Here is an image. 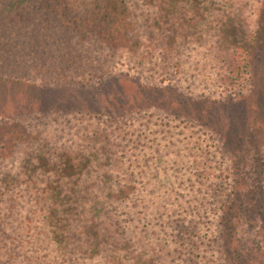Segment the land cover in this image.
<instances>
[{
  "label": "rangeland",
  "instance_id": "1",
  "mask_svg": "<svg viewBox=\"0 0 264 264\" xmlns=\"http://www.w3.org/2000/svg\"><path fill=\"white\" fill-rule=\"evenodd\" d=\"M61 1L73 11L79 8V14L93 8L91 0ZM123 1L135 7L134 18L142 19L143 46L153 48L160 41L166 54L173 56L170 69L163 73L153 69L160 49L151 54L148 63L152 65L138 64L126 54H118L116 48H110L114 46L109 44L111 39L100 37V43L105 42L109 51L86 45L85 39L78 35L80 31L86 32L82 27L86 25L76 26L77 20L62 23L48 11L47 19L40 23L19 15V8H28L30 0H0V115L3 116L0 117V264H264V173L260 172L264 166L259 165L257 157L252 160V177L241 180L238 191H224L233 199L228 206L225 198L224 201L211 200L210 194L217 193L219 188L222 191V181L228 179L225 173H234L236 169L240 174V165L226 164L223 157L207 150L206 146L198 149L194 168L205 171L210 178L200 183V171L197 173L187 166V173L182 175L180 166H171V174L161 183L159 194L146 188V181L141 179L143 173L148 172L147 168L138 167L134 175L127 170L134 164L149 166L152 159L168 166L176 162L170 152L162 155L166 146L158 145L165 142L166 136L159 133L164 141L157 139L148 143L147 150L142 139L138 149L128 148L134 154V163H125L126 157L119 158L118 164L110 157L101 159L104 152L101 135L105 130L112 132L122 126L121 121L112 122L109 113L114 116L124 111L131 117L141 112L159 114L156 124L163 129L162 117L166 115L201 123L205 129L212 128L218 134H226L230 142H237L232 145L235 150L246 143L253 151L262 147L264 0ZM87 31H90L88 25ZM35 35L39 38L35 39ZM137 43H133V47L140 48ZM141 48V56L146 55L147 47ZM33 49L45 53L39 58L38 68L26 59ZM110 55L114 60L108 62ZM122 55L125 57L120 60ZM14 56L24 60H21L24 69L14 65ZM45 59L48 65L43 66ZM27 65H31L36 74L42 68L46 75L61 78L62 83L72 84V89H45L31 83L14 82L16 74L30 73ZM50 65L53 66L51 72ZM156 72L158 78H153ZM226 80L233 85L226 86ZM4 117L19 120L16 119L13 126L4 127L7 122ZM152 120L153 117L146 122H155ZM155 131L154 128L152 132ZM26 144L31 149L27 156L33 157L23 161L13 148L26 149ZM157 151L160 156L156 155ZM59 152L77 159L76 168H81L79 164L85 160L82 162L88 168V178L80 177L75 168L64 173L68 177L65 182L59 178L50 180L51 172L61 163L57 158ZM142 152L146 155L142 156ZM44 158L50 161L51 167ZM90 167L94 173L106 172L104 179L108 182L89 173ZM59 168L61 175L64 168ZM117 170L122 172L117 173ZM127 174L132 175L129 180L139 182L138 190L135 185L129 191H122L123 205L104 209L110 214L108 221L103 220L104 211L96 205V212L90 217L86 215L88 227L82 215L75 213L71 217L72 223L77 218L74 226L80 229L72 236L67 232L63 236L60 233L52 235L46 230L50 222L43 219L45 203L42 200L61 195L55 182L63 187L67 196L91 200L95 204L99 198L123 190L125 182L129 181L125 178ZM182 181L193 187L207 222L220 225L222 230L223 226L228 229L222 244L216 245L215 254L209 253L207 247L212 245L206 244L207 240L188 238L182 228L176 227L178 214L185 210L180 206V198L176 199L181 193L176 183ZM232 181L235 186V180ZM72 182L84 188L69 189ZM113 184L121 190L112 193ZM170 192L175 198L170 197V202L162 200ZM156 195L157 208L152 209L147 202L151 204ZM141 199L143 204H140ZM213 210H219L220 224L210 214ZM29 225L35 230L31 245L28 243ZM173 227L180 230L179 233L175 231L174 236ZM199 227L195 234L206 236L207 226ZM12 232L15 236L9 239ZM156 238L160 240L153 244ZM144 240L151 244L139 249ZM21 244L26 246L25 251Z\"/></svg>",
  "mask_w": 264,
  "mask_h": 264
},
{
  "label": "trees",
  "instance_id": "2",
  "mask_svg": "<svg viewBox=\"0 0 264 264\" xmlns=\"http://www.w3.org/2000/svg\"><path fill=\"white\" fill-rule=\"evenodd\" d=\"M91 1L93 2V8L85 9L83 12L79 14L78 12L80 10L79 8L77 9L78 11H73L72 10L73 8H71V6H69L67 3H63L61 0H30L31 4L27 5L28 8L26 9L19 8V13H20L19 15L20 16L25 15L27 16L29 20L33 19L34 21L41 23V20L44 21L45 19H47L46 16L49 11L50 14L56 17L55 18L56 20L62 23L64 21H69L70 19L71 21L77 20L76 26L86 25V26H82L84 29H86V32H84L83 34L82 31H80V34H78L80 35L82 40L85 39L84 43L86 45L91 46L94 49H98L99 51L100 49H103V48L109 51L108 45L105 46L106 43L105 42L100 43V41H101V38L102 40H105V38L111 39L109 44L110 45L114 44V46L110 48H113V49L116 48L118 54L120 55L126 54L127 57L132 59V61H137L138 64L148 63L151 58V54L154 52L158 53L157 51L158 49H160L161 53L158 54V59H157L158 61L156 64H153V69H155L156 71L161 70L162 73L166 69H170L171 66H169L170 65L169 63L172 61L173 56L166 54L164 45L163 44L161 46L159 45L160 41H157L156 46L153 47L156 49V51L155 49L152 48L151 45L150 47L143 46L144 44H142V41H144V39L140 37V35L144 33L143 26H142L143 23L140 22L142 21V19L141 18L136 19L133 17L132 11L135 9V7L132 4L125 3L123 0H91ZM10 7H13V5H11ZM80 22L83 24H79ZM87 25L90 28V31H87ZM124 35H126L127 38H125ZM128 36L131 38H129ZM34 37L35 39L39 38L38 35H35ZM125 39H128V41L126 42ZM136 42H138L137 45L140 44L139 45L140 48L138 46L133 47V43H136ZM141 47H147L146 51L148 52L146 53V55L141 56V51H142ZM126 49H128L129 51L128 50L124 51V53L121 52ZM44 55L45 53L42 52L40 54V51H38V49L36 50L33 49V51L30 52L29 55L27 54L26 59L29 60L27 62L35 64L36 67L38 68L40 65L38 62L39 58L40 59L43 58ZM21 57H24V56H21ZM123 57L125 56L122 55V57L119 59L121 60ZM14 58H16L15 60H13L14 65L19 67L20 69H24L25 66H23L21 62V60L22 61L24 60L23 59L20 60L19 56H14ZM109 58L110 59L108 62H111L114 60L112 55H110ZM55 59L56 58L50 57V60L56 61ZM45 62H46V59L43 60L42 62L43 66L48 65V63H45ZM147 65L150 66L152 65V63L151 64L148 63ZM28 68L30 70L29 74H16V76H13L15 77L14 78L15 80L13 81L17 83L23 82L27 85L31 83L36 86H39L40 88L42 87L45 89L47 88L56 89V88H65V87H69L70 89H72V84H68L66 80H65L66 83H62L61 78L55 79L56 76L46 75L45 71L43 72L42 68H39L41 69L39 74H36L35 69H33L31 65H27V69ZM48 70L51 72L53 70V66L50 65L48 67ZM99 71H102V70H99ZM85 74H87V72H85ZM157 74L158 72L155 73L153 78L157 77ZM163 75L164 74H161L160 77H163ZM232 81L236 83L235 79ZM97 84L98 85L101 84V81L100 83L97 82ZM224 84L228 87H231L233 85L232 82L228 83V80H226V83ZM84 87H87V85H84ZM126 113L127 112L124 111L123 114L121 115L114 114V116H111V114L109 113V118L112 119V122L117 121L116 123H118V121H121L122 126L120 127L119 130H114L112 132L105 130L104 134L101 135V138H102L101 148L104 150L103 154L101 155V159H106L110 157L112 161H116L118 164L117 160L119 158L121 159L122 157H126L125 163L127 162L134 163L135 161V159H133L134 154L131 153L130 150L138 149L140 147V143H139L140 139H142L143 147L146 148L148 143L155 141L157 139L159 141H164V140H161L159 133H161L163 136H166V138L164 137L165 142L163 143L159 142L158 145L166 146L167 150L163 149L162 155L164 156L166 152H170L172 160L173 161L175 160L176 162L168 166L166 164H162V162L158 160L152 159L149 164L150 167L145 165L144 163H140L139 166L138 165L135 166V164L131 165L127 170V172H132V175H134L138 167L144 168V169L147 168L148 172H144L141 179L142 181L144 180L146 181V186H147L146 188L150 189L154 193L159 194L162 191L161 183H165L166 179L171 174V171H172L171 166L172 167L180 166V168H182V172H184L182 173V175L187 173V169H186L187 166L190 168L191 167L194 168L198 149L201 146H206L207 150L212 151L215 155H220L221 157H223L226 160L225 162L226 164H233L238 167L240 165V168H241L240 174L236 172L237 171L236 169L234 173L233 172L225 173L226 174L225 176L228 179H225L224 181H222V188H223L222 191H221V188H219V191L217 193L210 194L209 199L211 200L216 198V200L218 201H224V198H225L226 199L225 203H227V206L228 204L232 203L230 201H233V199L232 198L229 199L224 194V191H227L228 189H232V191L233 190L238 191L239 187L242 186L240 181L249 180L252 177L253 175L252 174V162L254 163L255 157L258 158L257 160H259V165L261 167L264 166V145L260 148H255L253 151L252 147L249 146L248 143H246L245 145L241 146L239 150H235L232 145L234 143L236 144L237 142H234V143L230 142V140L227 139L226 134H222V135L218 134V131L212 128L205 129L204 127H202L203 125H201V123L189 122L184 119H179L177 117H171L169 115H166L162 117V120L165 122L164 124L165 128L163 129L161 125L156 124L159 122L158 118H156V116H158L159 114L147 115V112L145 113L141 112V113H138V116L131 117L127 115ZM0 117H3V116L0 115ZM152 117L155 122H146V119L148 118L151 119ZM4 119L7 120V122L4 123L5 124L4 127L13 126L16 119L19 120V118L7 119L5 117L3 118V120ZM143 121L145 122V125L142 126ZM154 128L156 131L152 132ZM161 128L163 131H161ZM142 135H143V138H142ZM239 139L241 140V138ZM153 145L154 147H157V145L155 144ZM26 146H27L26 149H22L20 146L13 148V151H15L17 156L20 155L23 157V161H25V158L31 159L33 157V156L31 157L27 156V154L31 152V149L29 145L26 144ZM118 153H122V154L118 155ZM223 153L225 154V157ZM239 153H242V155L240 156ZM55 154L56 153H54V155ZM57 154H58L57 158L61 161L60 164L62 165L59 166L60 165L59 164L57 166V169L54 172H51L49 178L50 180L54 178L55 179L59 178V179H62V182H65L68 180L66 172L74 170L79 161L77 159L74 160L73 158L68 157L64 153L59 152ZM143 155H146V154L142 152V156ZM156 155L160 156L161 153L157 151ZM18 160L22 161V159H18ZM43 160H47V159L44 158ZM164 160H166V156L164 157ZM47 161L49 162V166L51 167L50 161L49 160ZM82 161H85V160H82ZM81 162L79 164L81 168L79 166L78 168H76L78 170V175L80 177H83L84 179H87L88 178V171H87L88 168L85 167V162H82V163ZM93 166L96 167V165H93ZM59 167H62V169L64 168V171L61 175L60 173L62 171H61V168ZM112 167H115V166H112ZM191 170L196 171L197 173H199L200 171V173H202V175H200V178H199L200 183H202L206 177L210 178V175H208V173H205V171L204 172L201 171L200 168L196 167ZM91 171H93V168L90 167L89 173ZM105 171H108V170L106 169ZM149 171L151 175L149 174ZM119 172H122V170L120 171L117 170V173ZM260 172L264 173V168ZM91 173L96 175L98 179L108 182L106 179H104V173L106 172L104 171L100 172L99 170L98 173H94V172H91ZM132 175L127 174V176H125L126 180H129ZM232 180H235V186H233ZM55 183H57L58 185L57 191L61 192V195H59V197H56V196L45 197L42 200L45 203V207L42 210L44 214L43 219L45 220V222L46 221L50 222V223H47L48 226L46 225V230L48 229L49 233H51L52 235H58L60 233L62 236L63 234L66 235V232H67V235L72 236L73 233L80 230V229H75V226H74V223L78 221L77 218L73 221V223L71 221V217H73L75 213L80 216L82 215L85 220V218L87 217L86 215H89L90 217L91 214L96 212V210L98 209V206L96 205H99L102 208L100 210L104 211L102 215H104V217L106 218L103 217V220L108 221L110 219V214L109 213L106 214L104 209L113 207V205L117 207H119L120 205H123V202H122L123 192L122 191L124 190L129 191L131 190L130 187H133L135 185H136V189L138 190L137 185H139V182L131 179L125 182L124 188L123 190H121L120 188L115 187L117 186L115 185L117 182H115V184H113V186L111 187L112 188L111 192L113 193V191H118V190H121V191L116 194H111L110 197L105 196V198H99L97 203L94 204L93 202H91V200L87 201V200H83L82 198L76 199L75 197L73 198L72 196L70 197L67 196V192L63 193L62 191L63 187L59 186L58 182H55ZM188 183L189 182H186V181L176 183V185L181 191L180 195L176 199L178 200L180 198V202H181L180 206L181 208L185 209L180 214H178L179 215L177 219L178 224L176 227L182 228V230L187 234L188 238L196 239V240H203V241L207 240L206 244L212 245V246L207 247L208 251H211L209 253L215 254L214 250H216V245L222 244V237H224L227 234L228 229L225 230L223 226V230H222L220 225L213 226L214 222H210V221L207 222L208 220L205 217L204 211H202L203 210L202 206L199 205L198 200L195 198L193 194V187L192 188L188 187L187 186ZM76 188L79 190H82L84 188V185L76 186L75 182L74 183L72 182L69 189L74 190ZM76 195L78 196V194ZM170 197L175 198L172 192H170V194H165L162 200H166L170 202L171 201ZM141 200L142 201L140 202V204H143L144 201L143 199ZM147 205L148 206L150 205L152 209L157 208V195L152 198L151 204H150V201H148ZM171 205L173 204H170V206ZM218 211L219 210H213L210 214L214 215V217L217 219V224H220V220H219L220 216L218 214ZM245 215L246 214H244V216ZM223 216L225 217V213L223 214ZM204 224L208 228L205 234L207 237L204 236L203 233L195 234V232L200 229L199 225L203 227ZM87 227H88V224H87ZM171 231H173V236H174L175 231L179 233L180 230L178 229L176 230V228L173 227ZM34 232L35 230L33 229V227L29 225V228H28V243L29 244L34 239L33 237H35ZM177 235L175 237H178ZM181 235H183L182 231H181ZM11 236H15L13 232L10 233L9 239ZM169 236L171 235L167 233V237ZM175 237L174 239H178ZM182 237L184 238V236ZM169 238L171 239V237ZM159 240L160 238L158 239L156 238L153 244L158 243ZM143 242L144 243H142L138 247L139 249H142L143 246H149L151 244L150 242L145 241V240ZM20 246L23 249V251H25L26 246H24L23 244H21ZM181 248L184 249L185 246H182ZM164 255H166V253H164ZM40 260H42L43 262V257H41ZM21 264L23 263L21 262Z\"/></svg>",
  "mask_w": 264,
  "mask_h": 264
}]
</instances>
